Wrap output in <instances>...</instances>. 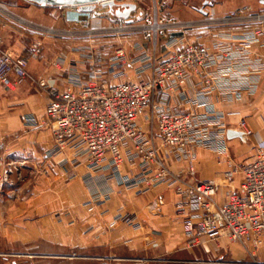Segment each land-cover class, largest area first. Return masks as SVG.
I'll use <instances>...</instances> for the list:
<instances>
[{
  "label": "crops",
  "instance_id": "1",
  "mask_svg": "<svg viewBox=\"0 0 264 264\" xmlns=\"http://www.w3.org/2000/svg\"><path fill=\"white\" fill-rule=\"evenodd\" d=\"M144 1L118 3V14L129 9L123 5H135L127 17L120 16L134 23V16H143ZM151 1L155 19L175 25L156 38L148 37L147 26L129 23L109 28L100 24L97 33L73 40L64 36V29L49 26L51 18L43 9L7 7L0 1L1 47L27 60L29 72L27 79L12 75L10 87L0 84V157L6 166L18 163L20 170L0 191V235L28 248L3 255L15 258H5L3 264H254L237 247L190 244L172 185L146 188L156 167L141 160L133 143L123 149L120 166L109 157L92 164L79 138L62 150L51 131L41 126L49 89L80 93L94 82L144 86L159 61L196 43L210 51L208 70L167 81L152 96L156 113L148 110L136 126L146 139L154 138L173 173L185 175L189 161H194L199 183L226 184L230 148L237 162L249 152L241 139L228 138L229 130L244 132L243 121L252 132L248 140L254 154L247 161L257 148H264V4L214 0L196 9L180 0ZM16 19L59 34L42 36V54L34 58L32 46L38 37L18 32ZM120 28L129 34H106ZM243 43L251 48L240 54L235 49ZM162 113L193 116L194 129L184 148L163 146L157 127ZM223 145L228 152L220 151ZM4 223L14 226L5 229ZM257 260L264 263V254Z\"/></svg>",
  "mask_w": 264,
  "mask_h": 264
},
{
  "label": "built area",
  "instance_id": "2",
  "mask_svg": "<svg viewBox=\"0 0 264 264\" xmlns=\"http://www.w3.org/2000/svg\"><path fill=\"white\" fill-rule=\"evenodd\" d=\"M3 11L0 7V13ZM155 24L160 25L157 31L153 28ZM171 26L175 25L156 20L146 31L148 37L156 38ZM47 34L59 33L49 29ZM1 43L0 40V84L10 87L12 75L18 79L29 77L28 62L4 51ZM250 48L249 43H243L235 51L241 54ZM32 51L34 58L40 57L43 51L41 40L33 44ZM210 60V51L205 46L187 43L170 57L159 61L151 82L144 86L133 82L115 85L94 82L80 93L51 88L48 90L46 119L41 126L51 131L55 145L62 150L72 138H79L87 148L92 164H100L109 157L120 166L124 161L123 149L133 143L141 160L156 167L154 177L145 182L146 188L156 184L172 185L179 198L177 212L190 244L227 240L242 246L254 264H264L257 260L259 251L264 249V148H257L252 159L244 164L236 165L233 160H227L226 184L199 183L195 181L197 169L194 161H189L185 175L173 173L161 158L154 138L146 139L142 129L136 126L138 119L148 110L154 113L158 110L151 99L160 87L167 81L181 80L186 74H203L208 70ZM38 85L46 87L44 81ZM241 126L247 137L252 135L245 121ZM157 127L165 148L181 149L194 129V120L191 114L162 113L157 118ZM219 149L228 152L226 145ZM16 169V163L6 166L0 157V191L3 185L12 183ZM238 178L241 180L236 185ZM222 188L225 189L223 196L220 194ZM92 211L93 208L89 209Z\"/></svg>",
  "mask_w": 264,
  "mask_h": 264
},
{
  "label": "rangeland",
  "instance_id": "3",
  "mask_svg": "<svg viewBox=\"0 0 264 264\" xmlns=\"http://www.w3.org/2000/svg\"><path fill=\"white\" fill-rule=\"evenodd\" d=\"M4 5L8 6H16V7H28V6H34L37 9H43L44 10V16L47 18H51V22H50V27H53L54 29H64L65 30V34L64 35L66 38H68L69 40H73L78 38V36L81 35H85L88 36L90 35V33L92 34V32L97 29L95 27H97V25H106L108 28L109 27H113V26H118L120 24L129 27V23L131 24H137V25H143V26H147L150 27L151 25L154 24L153 20L155 19L154 16V5L152 3L151 0H146L144 1L145 4H140L142 7V11L144 10V12H142L143 16H134V23L128 21L127 19L124 20L123 18H121L118 15V11H119V6L117 7H102L99 6L98 8H96L93 12H80L78 8H74V7H65V8H55V7H40L38 5L32 4L26 0H0ZM124 1L127 0H121L118 1L117 3H122ZM130 1V0H129ZM155 1V0H153ZM170 0H164V3H170ZM205 1H214V0H180L181 3L183 4H190L191 6H193L196 9H205V5L204 2ZM156 2V1H155ZM7 13V12H6ZM122 13V11L120 12ZM135 15V14H134ZM130 19V18H129ZM156 20V19H155ZM16 23L20 24V27H17L18 32H29L34 34L35 36L38 37V40H41L42 36H46L48 35L47 32L50 28H48V26H41L39 24H29V23H23L22 21H18V19H16ZM60 31V30H59ZM67 31V32H66ZM97 33V32H95ZM61 34V33H60ZM106 34H113V35H126L129 34L128 30H124V31H120V30H109L106 31ZM50 36V35H49ZM41 38V39H40ZM42 41V40H41ZM251 130V129H249ZM241 146L246 148V151L248 150L249 152L246 153L245 157L242 156V159H240L239 162L236 161L234 154H232L231 152V148H230V157L228 160H233L234 163L237 165L242 164L244 162H246L253 154V150H252V144H251V140L247 141H241ZM229 150V149H228ZM17 165V169L14 173V176L19 175L18 173V163H16ZM20 171V170H19ZM17 181V180H16ZM23 181H21L19 184H21ZM17 184V183H16ZM225 193V189L222 188L220 190V194ZM14 225L9 224V223H4L3 227L9 228V227H13ZM17 227V226H16ZM212 245L215 247H219V248H223V249H230L232 247H237L241 250L244 251L243 247L238 245V244H234L231 243L227 240H222L220 242H212ZM28 248L27 246L23 245L20 241L18 240H8L5 237H3L2 235H0V264H3V259H10V260H14L15 258L12 256H3L6 254H11V253H19V252H23V251H27ZM245 252V251H244ZM264 254V249L259 251L258 253V257L257 259L260 258V256ZM252 257L247 256L246 260L250 261ZM253 259V258H252Z\"/></svg>",
  "mask_w": 264,
  "mask_h": 264
},
{
  "label": "water",
  "instance_id": "4",
  "mask_svg": "<svg viewBox=\"0 0 264 264\" xmlns=\"http://www.w3.org/2000/svg\"><path fill=\"white\" fill-rule=\"evenodd\" d=\"M32 4L38 5L40 7H55V8H65V7H75L79 8L81 12H93L97 6L102 5L104 7H115L119 6L118 1L121 0H26ZM264 4V0H260ZM208 1L205 3V5H208ZM128 6V10L125 11V13H119V16L127 17L129 13L135 9V5H123ZM228 138L230 140L239 138L242 141H247L248 137L245 132L243 131H235V130H229L228 131Z\"/></svg>",
  "mask_w": 264,
  "mask_h": 264
},
{
  "label": "bare ground",
  "instance_id": "5",
  "mask_svg": "<svg viewBox=\"0 0 264 264\" xmlns=\"http://www.w3.org/2000/svg\"><path fill=\"white\" fill-rule=\"evenodd\" d=\"M153 28H154L155 31H157V30L160 28V25H159V24H155V25L153 26Z\"/></svg>",
  "mask_w": 264,
  "mask_h": 264
}]
</instances>
